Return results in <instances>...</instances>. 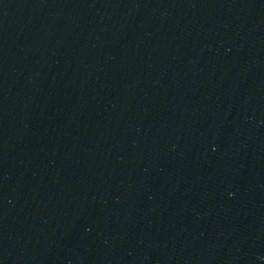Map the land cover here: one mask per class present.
<instances>
[{
	"label": "water",
	"instance_id": "95a60500",
	"mask_svg": "<svg viewBox=\"0 0 264 264\" xmlns=\"http://www.w3.org/2000/svg\"><path fill=\"white\" fill-rule=\"evenodd\" d=\"M0 264H264V0H0Z\"/></svg>",
	"mask_w": 264,
	"mask_h": 264
}]
</instances>
